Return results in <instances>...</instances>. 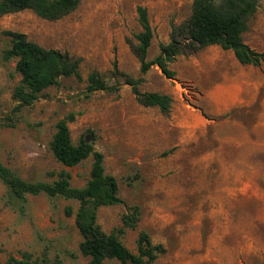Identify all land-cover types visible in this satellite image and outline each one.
<instances>
[{"label":"rangeland","instance_id":"1","mask_svg":"<svg viewBox=\"0 0 264 264\" xmlns=\"http://www.w3.org/2000/svg\"><path fill=\"white\" fill-rule=\"evenodd\" d=\"M194 0H80L68 16L50 22L30 10L0 16V162L27 182L51 183L58 173L70 175L72 187H84L92 165L90 156L74 167L53 157L49 143L56 124L69 113L71 137L89 138L104 156V170L119 187L122 205L102 208L98 223L107 234L121 226V218L138 207L140 221L120 240L137 254L141 232L165 253L153 264H264V64L247 68L250 86L244 96L254 100L222 115H211L205 97L218 78L216 70L200 74L187 60L206 70L204 49L176 57L165 78L157 67L146 74L129 42L140 33L137 7L146 8L153 39L146 61L159 46L170 42L172 25L191 16ZM7 32L25 34L46 49L81 58V80L62 78L32 106L16 111L13 91L20 82L16 59L5 60L10 47ZM243 40L264 52V0L248 23ZM142 78L141 92L171 97V110L140 106L114 69ZM97 71L117 93H86L90 73ZM197 112L206 126L190 113ZM207 120V121H206ZM78 204L45 195L27 196L24 206L13 202L0 182V263L23 254L34 258L45 252L62 264H89L78 247L75 227ZM103 264H120L106 260Z\"/></svg>","mask_w":264,"mask_h":264},{"label":"trees","instance_id":"2","mask_svg":"<svg viewBox=\"0 0 264 264\" xmlns=\"http://www.w3.org/2000/svg\"><path fill=\"white\" fill-rule=\"evenodd\" d=\"M260 0H194L192 13L188 20L180 25H172L170 42L159 46L158 56L146 61L147 51L153 39V30L146 8L138 6V24L141 28L130 41L132 54L140 64V72L146 74L152 67H157L167 79H173L175 73L169 70L176 57L192 55L210 46H219L225 51H232L242 65L259 68L264 64V52L251 49L243 40L248 31V23L257 13ZM80 0H0V16L30 10L41 19L55 22L72 13ZM10 47L4 51V59H16V71L20 82L13 91L16 111L32 106L45 90L58 86L62 78L74 77L81 80V58L57 49H46L28 40L27 36L17 32H7ZM115 78H122L137 103L144 108H157L161 114L168 115L172 99L165 94L141 92L138 86L142 78L133 79L114 69ZM119 84L108 85L97 71L89 74L86 93H117ZM76 120L74 113H69L56 124V131L49 143V149L55 160L65 167H74L92 157L89 179L84 187L71 186L70 175L60 172L51 183L27 182L17 176L0 162V182L5 186L9 199L24 206L27 196L45 195L48 199L62 198L78 204L74 211L70 206L64 209L67 217L74 216L75 227L82 241L79 253L89 259V264H103L106 260H116L120 264H153L165 253L162 245H154L145 232L139 234L137 254L131 253L120 237L128 229H135L140 221L138 207L131 208L121 218V226L107 234L98 223V212L102 208L122 205L119 187L113 176L104 170V156L93 148L89 138L80 137L74 143L69 124ZM0 264H62L56 258L50 259L43 252L34 258L23 254L20 259L9 257Z\"/></svg>","mask_w":264,"mask_h":264},{"label":"crops","instance_id":"3","mask_svg":"<svg viewBox=\"0 0 264 264\" xmlns=\"http://www.w3.org/2000/svg\"><path fill=\"white\" fill-rule=\"evenodd\" d=\"M251 49L254 50L249 44ZM204 55L201 62L206 66V70L201 68V65H196L195 59L187 60V63L197 68L200 74H204L210 70H216L218 72V78L214 83H211V87L206 92V99L209 104L208 113L211 115H222L229 112L232 108L239 107V105H245L254 100V96L250 99L244 96V91L250 86L255 87V82H250L247 75L241 73V71L247 68L255 69L251 65L242 66L235 58L232 51H225L219 46H210L204 49ZM196 62V64H195ZM197 122L206 126V122L203 121L200 114H197L193 110L190 112ZM207 121V120H206Z\"/></svg>","mask_w":264,"mask_h":264}]
</instances>
